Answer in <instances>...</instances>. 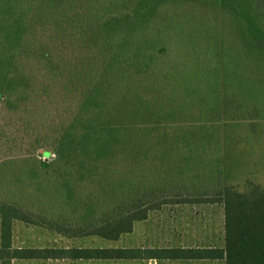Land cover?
Here are the masks:
<instances>
[{
  "label": "rangeland",
  "instance_id": "1",
  "mask_svg": "<svg viewBox=\"0 0 264 264\" xmlns=\"http://www.w3.org/2000/svg\"><path fill=\"white\" fill-rule=\"evenodd\" d=\"M197 4L168 3L159 7L147 33L138 35L137 26L131 43L126 45L128 38L122 37L118 39L121 48L111 53L120 55L121 62L116 71L108 73L109 82L115 73L120 75L118 84L110 87V98L126 93L128 85H134L137 91L133 92V100L139 102L140 92L150 105L148 110L155 111L154 117H160L158 107H162L161 117L179 120L151 127L147 166L138 162L142 160L141 149L131 153L135 161L116 157L96 163L75 146L71 148L74 152L67 148L62 156L57 155L59 140L77 130L73 127L77 120L81 123L87 117L86 112L78 110L79 91L94 74H102L107 68L100 66L101 61L95 57L99 56L100 41L93 29L81 38L76 34L58 38L55 45L50 42L54 37L51 28L29 32L26 51L20 57L30 58L33 52V58L21 60L25 68L14 73L17 78L25 75L8 98H0V203L14 204L38 221H51V227L56 228H45L57 232L59 245L224 246V207L215 201L218 189L232 185L244 191L250 183L264 188V120L250 119L259 116L252 113L253 108L258 110L264 105V75L246 73L252 62L258 61V54L251 59L246 54L237 58V54L229 53L230 45H237L232 29L226 27L230 22L225 15L227 24L222 22L219 9ZM74 36L76 39L70 42ZM40 39L49 41H44L42 49H34V40L38 43ZM139 45L147 48L140 50ZM40 53L57 61L53 72L45 68L44 59L36 62ZM224 62L230 71L237 72L226 73ZM63 63L67 69L61 71ZM83 67L85 71L80 73ZM250 87L253 92L249 96ZM78 114L80 117H76ZM158 135L165 138L163 145L158 144ZM186 142L192 143L191 149L184 147ZM179 146L177 154L173 153ZM179 159L181 169H171V161ZM132 185L140 187L134 191L139 192L136 197L152 207L145 220L134 223L132 232L117 240L75 232L90 229L103 213L116 211L115 201ZM25 223L18 221L17 235L42 233V239L50 238L44 226L40 230L33 226L37 224ZM148 262L141 258L105 259L84 264ZM180 264L225 262L193 260Z\"/></svg>",
  "mask_w": 264,
  "mask_h": 264
},
{
  "label": "trees",
  "instance_id": "2",
  "mask_svg": "<svg viewBox=\"0 0 264 264\" xmlns=\"http://www.w3.org/2000/svg\"><path fill=\"white\" fill-rule=\"evenodd\" d=\"M194 2L199 3L197 5L201 7V4H204L209 8L214 6L219 9L222 22L223 14L225 15L230 22L226 27L232 29L237 45H230L231 51L228 47L227 51L229 50L232 56L237 54V58L239 56L244 58L246 54L252 59L256 58L254 54H258V61L252 62L253 65L246 73L252 71V74L264 75V0H0V98H8L11 91L17 88L15 85L25 75L22 73L17 78L14 70L23 71L25 65L22 61L33 58V52L29 54L30 58L20 57L22 51H26L28 39L25 38L30 37L29 32L36 33L38 30L43 32L51 28L54 37H50V42L55 45V40L58 38L63 39V36L73 34L81 38L93 29V34L98 35L95 37L100 41L99 56L97 57L96 54L95 57L101 61L100 66H105L107 69L102 74H94L89 82L86 81V87L79 91L78 110L79 113L86 112L87 117L81 123L77 120L73 125L77 130L72 131L71 135H64L59 140L57 155L62 156L67 148L69 152H74L71 148L75 146L92 162L99 163L116 157L129 161L132 158L131 153L141 149L142 160L138 162L146 165L149 161L147 150L151 127L160 128L163 124H167L166 121L173 124L179 120L170 121L167 119L169 117H161L164 112L162 107H158L162 112L160 117H154L155 111L148 110L150 105L144 101V96L140 92H137L139 102L133 100V92L137 91L134 85H128L126 93L114 94L116 97L113 96V99L109 97L110 87L118 84L120 79L119 73L118 77L115 73L112 82H109L108 75L116 71L121 62L120 55L115 53L121 48L118 39L128 38L125 44L129 45L137 26L140 29L138 35L147 33L148 26L154 22L159 7L165 4ZM224 23L227 24L226 21ZM69 39L71 42L76 37ZM40 40L38 43L34 40V49L36 46L38 50L42 49L44 41H49V39ZM138 47L140 50L147 48L145 45ZM161 48L160 52L164 54V47ZM113 50H115L114 55H111ZM41 59H44L47 70L51 72L55 70L57 61L50 55L40 53L35 60L38 63ZM89 61L90 59L86 63ZM225 64L227 63H223V68L224 70L227 68L226 73L237 72L230 71ZM59 68L64 71L67 66L63 63ZM83 71H85L84 67L79 72ZM248 91L250 96L253 90L250 87ZM103 94H106V97ZM261 106H263L261 109L252 110V113H259V116L255 115L250 119L258 117L264 120V105ZM76 117H80L79 114ZM181 126L186 128L184 125ZM157 139L160 145L166 142L162 135H158ZM184 147L191 149L192 143L186 142ZM180 148L181 146L174 149L173 153L177 154ZM133 160L134 158L131 159ZM181 161V159L171 161L170 168L180 170ZM137 188L140 187L132 185L127 193L118 199L119 201H115L117 210L103 213L98 224L90 229H80L75 232L85 236L96 235L108 240H117L122 234L132 232L134 223L145 220L152 208L147 205V201L136 197L139 192L134 193V191ZM215 201H220L224 207V246L147 249L73 247L52 252L58 257L83 259L199 258L224 260L225 264H264V188L259 184L250 183L246 190L241 191L235 186L225 185L218 189ZM17 220L56 228L51 227V221L48 219L41 222L14 204L0 203L1 264H11L14 258L46 257L49 252L46 248L12 247L13 227Z\"/></svg>",
  "mask_w": 264,
  "mask_h": 264
},
{
  "label": "crops",
  "instance_id": "3",
  "mask_svg": "<svg viewBox=\"0 0 264 264\" xmlns=\"http://www.w3.org/2000/svg\"><path fill=\"white\" fill-rule=\"evenodd\" d=\"M18 223V220L15 221L14 227H13V234H12V247L13 248H33V249H49L48 255L46 257H34V258H14L11 260V264H84L86 262H89L90 260H105V259H83V258H71L68 256L58 257L54 252L57 249H69L73 248L66 245H59L58 239H57V232L49 230L45 227H42V225H33L37 227L36 229H47L50 231V238L49 239H42V233H36L33 236L24 237L22 235H17L15 233L16 224ZM20 225H24L22 223H19ZM28 224V223H25ZM24 227V226H23ZM22 227V228H23ZM25 230L27 228L24 227ZM53 232V234H52ZM55 232V233H54ZM52 234V235H51ZM62 236H65L64 234H61ZM67 237V236H66ZM31 238V239H30ZM1 239V237H0ZM32 241V242H31ZM77 247H83V246H77ZM140 248V247H137ZM142 249H147L143 248ZM153 248V247H148ZM138 259V258H134ZM143 261L148 259V264H163L166 261H170L173 264H180V262L185 261H193V260H216V259H199V258H165V259H158V258H141ZM154 261V263L152 262ZM1 264V261H0Z\"/></svg>",
  "mask_w": 264,
  "mask_h": 264
}]
</instances>
